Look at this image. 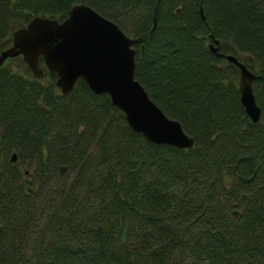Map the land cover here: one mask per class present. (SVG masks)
Wrapping results in <instances>:
<instances>
[{
    "label": "trees",
    "instance_id": "obj_1",
    "mask_svg": "<svg viewBox=\"0 0 264 264\" xmlns=\"http://www.w3.org/2000/svg\"><path fill=\"white\" fill-rule=\"evenodd\" d=\"M77 2L136 38L135 78L195 143H155L81 77L62 94L54 70L36 78L6 59L0 264H264V0H0V49L33 15L63 19ZM215 39L255 61L258 121Z\"/></svg>",
    "mask_w": 264,
    "mask_h": 264
},
{
    "label": "water",
    "instance_id": "obj_2",
    "mask_svg": "<svg viewBox=\"0 0 264 264\" xmlns=\"http://www.w3.org/2000/svg\"><path fill=\"white\" fill-rule=\"evenodd\" d=\"M200 10L203 13L202 7ZM156 24L155 13L151 31ZM135 40L110 18L86 3L77 2L71 5L63 19L36 14L13 29L8 45L0 49V65L6 58L20 55L36 78L42 77L47 70H54L55 85L62 94L69 93L81 77L94 93L109 95L112 105L124 113L134 131L158 144L192 147L194 137L183 129L178 119L168 116L135 78ZM217 43L215 39L209 44L211 51L225 55L238 67V78L229 79L228 84L237 86L246 114L251 121H258L261 109L253 91V81L259 74L245 63L248 60L254 65L255 61L250 56L240 60L233 53L219 52ZM16 158L14 151L10 160ZM65 168L60 165V172ZM232 213L239 215V210L234 208Z\"/></svg>",
    "mask_w": 264,
    "mask_h": 264
},
{
    "label": "rangeland",
    "instance_id": "obj_3",
    "mask_svg": "<svg viewBox=\"0 0 264 264\" xmlns=\"http://www.w3.org/2000/svg\"><path fill=\"white\" fill-rule=\"evenodd\" d=\"M9 58H10V57H8V58H6V59H9ZM6 59H5V60H6Z\"/></svg>",
    "mask_w": 264,
    "mask_h": 264
},
{
    "label": "bare ground",
    "instance_id": "obj_4",
    "mask_svg": "<svg viewBox=\"0 0 264 264\" xmlns=\"http://www.w3.org/2000/svg\"><path fill=\"white\" fill-rule=\"evenodd\" d=\"M65 174V173H64Z\"/></svg>",
    "mask_w": 264,
    "mask_h": 264
}]
</instances>
